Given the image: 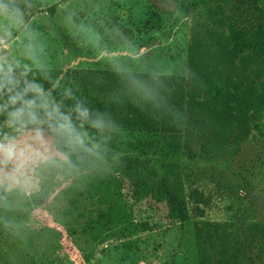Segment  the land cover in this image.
Instances as JSON below:
<instances>
[{"label": "rangeland", "instance_id": "1", "mask_svg": "<svg viewBox=\"0 0 264 264\" xmlns=\"http://www.w3.org/2000/svg\"><path fill=\"white\" fill-rule=\"evenodd\" d=\"M257 1L264 9V0ZM54 4L58 8L52 14L48 8ZM190 5L191 0H0V69H19L20 82H26L23 71L28 66L185 74L194 14ZM44 103L51 110L60 106L49 98ZM40 133L42 147L32 139L35 131L16 133L0 127V139L15 137L21 146L33 148L16 182L0 183V264H198L195 224L202 222L220 223L232 234L233 243L243 245L240 264H264V239L257 245L248 232L252 224H264V129L255 131L234 157L200 160L187 171L169 174L186 195L198 189L204 196V217L191 213L185 221L169 218L167 204L151 198L168 174L154 161L136 163L131 155L130 142L147 136L91 133L101 150L94 159L72 139H57L51 131ZM75 153L84 161L79 171ZM50 158L63 160L70 175L52 189L44 205L23 216L17 208L36 190V167ZM12 168L13 164L7 165L4 173ZM106 176L117 178L125 191H136V199L150 201L144 207L152 208L149 232L127 239L116 234L118 228L92 236L82 226L85 208L71 220L64 218L74 223L69 225L75 230L71 236L59 226L62 213H56L66 200ZM17 217L25 218L21 225L16 224Z\"/></svg>", "mask_w": 264, "mask_h": 264}, {"label": "trees", "instance_id": "2", "mask_svg": "<svg viewBox=\"0 0 264 264\" xmlns=\"http://www.w3.org/2000/svg\"><path fill=\"white\" fill-rule=\"evenodd\" d=\"M190 7L194 14L185 74L28 66L23 71L26 82H20L19 69L3 70L0 127H9L10 113L31 111L35 121L26 115L23 129L19 125L9 128L16 133L51 131L57 139L74 140L94 159L101 150L91 133L147 136L130 142L131 155L136 163L154 161L168 174L151 198L167 204L171 219L185 221L191 213L203 218L202 193L192 189L186 195L169 174L176 169L187 171L200 160L234 157L255 131L264 129V9L257 0H191ZM57 8L54 4L48 9L54 14ZM44 98L59 108L48 109ZM75 158V169L82 170L83 158L79 153ZM35 171L36 190L17 208L26 217L44 205L52 189L70 175L66 163L57 158L40 163ZM135 192L125 191L117 178L106 176L66 200L56 213H62L59 226L71 236L75 230L69 227L74 224L70 220L85 208L84 233L95 236L119 228L116 234L127 239L147 233L152 229L151 207H144L150 201L136 199ZM18 217L16 224L21 225L25 218ZM195 229L198 264H240L243 245L233 243L232 234L220 223H196ZM248 232L256 237L257 245L262 244L264 224H252Z\"/></svg>", "mask_w": 264, "mask_h": 264}, {"label": "clouds", "instance_id": "3", "mask_svg": "<svg viewBox=\"0 0 264 264\" xmlns=\"http://www.w3.org/2000/svg\"><path fill=\"white\" fill-rule=\"evenodd\" d=\"M2 71V69H0ZM15 97L13 102H15ZM32 105L29 104L28 108H31ZM27 115L28 120L35 121L34 114L29 111L25 112V109H19L15 112L9 114L10 119L8 121L9 127L14 125H19L20 129H23L26 125L25 116ZM32 139L36 142H39L41 147L44 144V139L39 130ZM32 144H24L21 146V143L17 141L15 137H9L5 135L3 139H0V183L5 179L8 181L16 182V174L24 166V161L26 160L27 153L32 151ZM9 164H13L12 171L9 173H4V167Z\"/></svg>", "mask_w": 264, "mask_h": 264}, {"label": "crops", "instance_id": "4", "mask_svg": "<svg viewBox=\"0 0 264 264\" xmlns=\"http://www.w3.org/2000/svg\"><path fill=\"white\" fill-rule=\"evenodd\" d=\"M121 1H124V0H121ZM172 12H175V11H172ZM42 27V26H41ZM48 31V30H47ZM46 31V32H47ZM49 32V31H48ZM57 208V207H56ZM40 255H41V252L39 253ZM73 255H74V253H73ZM49 260H52V259H49ZM46 262H48V261H46ZM46 262L45 263H43V264H46Z\"/></svg>", "mask_w": 264, "mask_h": 264}]
</instances>
